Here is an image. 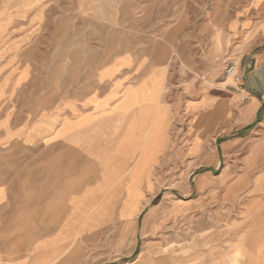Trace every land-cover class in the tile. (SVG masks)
<instances>
[{
	"label": "rangeland",
	"instance_id": "rangeland-1",
	"mask_svg": "<svg viewBox=\"0 0 264 264\" xmlns=\"http://www.w3.org/2000/svg\"><path fill=\"white\" fill-rule=\"evenodd\" d=\"M249 1L0 0V138L22 125L29 133L87 69L108 63L81 56L157 52L169 72V110L156 111L153 125L151 186L137 192L149 201L135 210L106 204L124 195L120 182L111 181L95 211L77 217L72 235L34 264H200L198 252L210 254L215 240L251 225L259 214L264 108L243 122L251 112L245 90L236 100L223 88L208 91L224 81L246 87L228 69L234 65L240 76L238 57L256 38L229 26L247 16ZM165 121L166 146L156 156L164 147ZM97 169L89 163L82 178L72 173L73 194L80 180L87 182L81 193L96 184ZM119 209L136 219L122 220Z\"/></svg>",
	"mask_w": 264,
	"mask_h": 264
},
{
	"label": "crops",
	"instance_id": "crops-1",
	"mask_svg": "<svg viewBox=\"0 0 264 264\" xmlns=\"http://www.w3.org/2000/svg\"><path fill=\"white\" fill-rule=\"evenodd\" d=\"M244 10L247 16L232 20L229 27L244 30L246 39L256 38L238 57L246 87L224 81V85L208 89L223 88L235 100L245 90L241 96L248 99L251 112L243 122L264 108V0H250ZM235 21L236 27L231 28ZM82 58L108 63L87 69L81 75L86 78L44 113L29 133L22 125L1 135L5 147H0V264H34L41 255L55 252L56 242L72 235L77 217L95 211L99 192L111 181L120 182L117 188L124 195L109 198L106 204H131L135 210L149 201L137 192L151 186L156 111L162 115L169 110L167 65L160 62L157 52L94 53ZM37 110L32 105V117ZM167 128L165 121L164 147L156 156L166 146ZM263 157L264 119H259V162ZM89 163L98 167L100 178H94L96 184L82 193L87 182L81 184L80 180V191L73 194L72 173L82 178ZM221 176H228V168ZM263 207L264 165L259 163V214L253 213L247 229L230 231L222 240H215L210 254L198 252L200 264H264ZM106 208L103 205L101 210ZM119 216L136 219L134 214L121 216L120 209ZM232 244L238 247L233 250Z\"/></svg>",
	"mask_w": 264,
	"mask_h": 264
},
{
	"label": "built area",
	"instance_id": "built-area-1",
	"mask_svg": "<svg viewBox=\"0 0 264 264\" xmlns=\"http://www.w3.org/2000/svg\"><path fill=\"white\" fill-rule=\"evenodd\" d=\"M228 75H231L237 83H238V82H241V84H242V82H243V77H242L241 75L239 76V75L237 74L234 65H232V66L228 69Z\"/></svg>",
	"mask_w": 264,
	"mask_h": 264
},
{
	"label": "bare ground",
	"instance_id": "bare-ground-1",
	"mask_svg": "<svg viewBox=\"0 0 264 264\" xmlns=\"http://www.w3.org/2000/svg\"><path fill=\"white\" fill-rule=\"evenodd\" d=\"M243 93L245 94V91H243ZM243 95V94H242ZM243 97V96H242Z\"/></svg>",
	"mask_w": 264,
	"mask_h": 264
}]
</instances>
